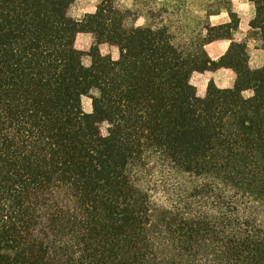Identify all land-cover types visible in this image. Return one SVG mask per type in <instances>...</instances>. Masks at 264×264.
<instances>
[{
  "label": "trees",
  "instance_id": "16d2710c",
  "mask_svg": "<svg viewBox=\"0 0 264 264\" xmlns=\"http://www.w3.org/2000/svg\"><path fill=\"white\" fill-rule=\"evenodd\" d=\"M78 1L0 0V264H264V67L244 44L211 61L220 27L177 43ZM218 68L234 86L198 96L192 74Z\"/></svg>",
  "mask_w": 264,
  "mask_h": 264
},
{
  "label": "crops",
  "instance_id": "0c3cea01",
  "mask_svg": "<svg viewBox=\"0 0 264 264\" xmlns=\"http://www.w3.org/2000/svg\"><path fill=\"white\" fill-rule=\"evenodd\" d=\"M81 1V0H79ZM78 1V2H79ZM233 9L230 10L236 15V24L231 23L229 13H219L209 16L210 28H219L218 32L223 36L207 40L203 44V49L208 58L217 62L228 51L232 43L244 44L246 46V53L248 55V64L251 69H259L264 67V40L252 35V20L254 18V7L247 0H232ZM77 3V2H76ZM96 7L84 11V14H92ZM79 18V17H78ZM220 19L216 23L212 20ZM222 28V29H221ZM227 32V34H225ZM205 36V33H202ZM93 45V37L88 33H79L75 39V47L81 51H88ZM104 48V49H103ZM115 47L106 44L100 45L99 50L102 55H110L114 60L118 58V50ZM89 64V60H85ZM236 80V74L233 70L228 68H218L212 71L194 72L190 78V83L196 88L198 96L203 97L206 94L207 87L212 82L219 89H231ZM253 96L250 90L243 92V97L249 99Z\"/></svg>",
  "mask_w": 264,
  "mask_h": 264
},
{
  "label": "rangeland",
  "instance_id": "374dc122",
  "mask_svg": "<svg viewBox=\"0 0 264 264\" xmlns=\"http://www.w3.org/2000/svg\"><path fill=\"white\" fill-rule=\"evenodd\" d=\"M99 1L81 0L75 3L71 9L72 16L81 17L84 11L96 7ZM232 4V0H114L116 10L126 16L129 25H165L172 31L177 43L205 41L208 35L202 36V33L210 27L209 16L232 10ZM219 20L214 19L212 23ZM213 36L214 32L210 38ZM82 104L85 112H91L89 98H83ZM101 131L105 133V125Z\"/></svg>",
  "mask_w": 264,
  "mask_h": 264
}]
</instances>
